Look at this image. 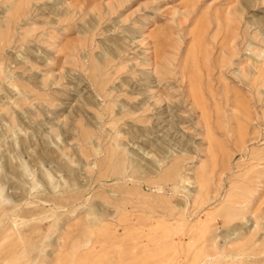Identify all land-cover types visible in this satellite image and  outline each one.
<instances>
[{
  "label": "rangeland",
  "instance_id": "1",
  "mask_svg": "<svg viewBox=\"0 0 264 264\" xmlns=\"http://www.w3.org/2000/svg\"><path fill=\"white\" fill-rule=\"evenodd\" d=\"M0 264H264V0H0Z\"/></svg>",
  "mask_w": 264,
  "mask_h": 264
},
{
  "label": "bare ground",
  "instance_id": "2",
  "mask_svg": "<svg viewBox=\"0 0 264 264\" xmlns=\"http://www.w3.org/2000/svg\"><path fill=\"white\" fill-rule=\"evenodd\" d=\"M165 116V115H164ZM164 119V118H163ZM168 119V118H167Z\"/></svg>",
  "mask_w": 264,
  "mask_h": 264
}]
</instances>
